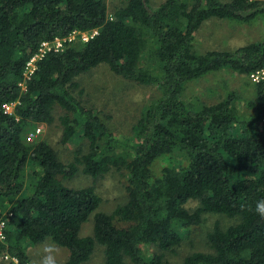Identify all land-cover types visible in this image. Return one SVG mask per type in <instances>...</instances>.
Listing matches in <instances>:
<instances>
[{"label":"trees","instance_id":"trees-1","mask_svg":"<svg viewBox=\"0 0 264 264\" xmlns=\"http://www.w3.org/2000/svg\"><path fill=\"white\" fill-rule=\"evenodd\" d=\"M259 14L264 17V0H165L158 7L125 0L111 14L104 0H0V257L28 264L26 244L50 237L68 249L66 264L87 261L96 242L104 246V264L126 257L163 264L161 253L146 257L141 245L172 250L181 242L179 227L197 225L202 213H220L240 221L226 228L216 222L207 233L209 251H193L181 264H264V218L254 211L264 198V130L257 125L264 118V77L255 83L256 111L249 117L237 113L234 92L198 109L181 98L189 82L207 73L227 68L248 77L264 68V40L203 54L192 45L208 18L249 22ZM75 31L95 33L81 49L47 50L25 76L42 42ZM143 50L154 53V67L140 64ZM100 63L161 91L142 111L134 144L117 139L72 93L75 77ZM8 102H17L13 114L3 110ZM56 107L65 112L61 141L75 130L88 141L81 159L64 163L46 140L25 139L30 126L53 120ZM79 163L94 178L119 171L126 201L111 213L98 211L93 186L63 181ZM190 199L199 200L192 211L185 206ZM7 200L13 202L6 209ZM91 215L92 234L81 236Z\"/></svg>","mask_w":264,"mask_h":264},{"label":"rangeland","instance_id":"rangeland-1","mask_svg":"<svg viewBox=\"0 0 264 264\" xmlns=\"http://www.w3.org/2000/svg\"><path fill=\"white\" fill-rule=\"evenodd\" d=\"M164 1L149 0V4L152 7H158ZM219 1L227 2L230 0ZM104 2L109 14H111L115 8L123 5L125 0H104ZM84 33L75 32L63 38L61 48L75 47L81 49L93 34V31ZM263 40L264 17L261 14L252 18L249 22L211 17L204 20L195 31L192 45L194 51L203 54L206 51L216 49L231 51L237 47ZM155 60L154 53L147 52V50L142 51L141 65L148 64L154 67ZM262 77H264V68L259 73V78ZM74 80L77 82V86L72 89L73 95L86 107L98 112L99 117L117 139L129 144H134L138 140L135 136V125L142 111L161 96V91L155 83L138 84L126 80L110 70L105 63H100L89 71L79 74ZM255 83H257V80H253L249 75L247 77L236 71L222 68L189 82L183 89L181 98L185 103L198 109L203 105H210L224 100L229 92H234L238 97L234 104L237 113L249 117L256 111ZM64 113L62 109L56 107L52 111L53 120L50 123H37L30 126L26 136L39 128V133L33 139L46 140L59 159L64 163H68L74 161L75 158L81 159V155L89 151V146L87 139L79 130L77 132L75 130L67 142L63 143L61 141L63 128L59 117ZM257 125L264 130V118ZM117 151L122 152L123 148H117ZM78 167L79 170L74 177L63 181L66 185L75 188L93 186L96 194L100 197L98 211L111 213L117 205L126 201L125 182L119 171L112 169L104 175L94 178L82 173L80 163ZM30 174L31 170L27 167L24 170V179L28 178L24 187L25 192L29 191ZM12 202L13 200H7L6 209ZM198 205V199H190L185 204L189 211H192ZM239 221V217H227L220 213H202L201 220L197 225L187 229L177 227L181 235V242L172 250L160 251L150 243H143L141 249L146 257H151L154 253H161L163 264H181L184 257L193 251H209L207 233L216 222L220 227L226 228ZM92 226L93 218L91 215L88 221L83 223L80 235H91ZM45 242L54 241L50 237H46L40 242L26 244L25 253L28 264H36L41 246ZM58 246L60 247L59 264H66L69 254L68 249ZM104 262V246L96 242L89 259L81 264H104ZM0 264L19 263L5 254L0 257ZM123 264L133 263L126 257Z\"/></svg>","mask_w":264,"mask_h":264},{"label":"built area","instance_id":"built-area-1","mask_svg":"<svg viewBox=\"0 0 264 264\" xmlns=\"http://www.w3.org/2000/svg\"><path fill=\"white\" fill-rule=\"evenodd\" d=\"M75 32L81 33L80 31H75ZM75 32H73V33H75ZM94 33H95V31L93 32V34ZM83 34H85V33L83 32ZM62 39L63 38H55L53 41L42 42L38 53H36L34 56H32L29 59V61L26 63L25 72H24L26 77L34 70V68L36 66V64H35L36 60L39 59L47 50L53 49V50L57 51V50L63 49V48H61V40ZM261 71L262 70L251 73L250 77L253 80H257L258 81L260 79L259 78V73H261ZM16 103L17 102L4 103L2 105L4 112L5 113H9V114H13ZM39 131H40L39 128H37L34 132H32L29 135L25 136L26 141H28V142L32 141L33 137L36 136V134L39 133ZM4 225H5V222L4 221H0V229H1L0 237L1 238H3ZM14 259L17 260L16 258H14Z\"/></svg>","mask_w":264,"mask_h":264},{"label":"clouds","instance_id":"clouds-1","mask_svg":"<svg viewBox=\"0 0 264 264\" xmlns=\"http://www.w3.org/2000/svg\"><path fill=\"white\" fill-rule=\"evenodd\" d=\"M255 213L264 218V198L255 202ZM60 247L55 242H45L41 246V252L36 264H59Z\"/></svg>","mask_w":264,"mask_h":264}]
</instances>
